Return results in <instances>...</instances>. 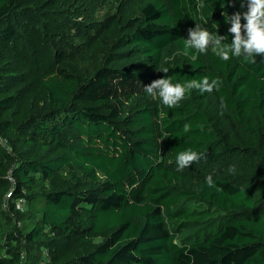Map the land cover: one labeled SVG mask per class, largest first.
Listing matches in <instances>:
<instances>
[{"label":"trees","instance_id":"16d2710c","mask_svg":"<svg viewBox=\"0 0 264 264\" xmlns=\"http://www.w3.org/2000/svg\"><path fill=\"white\" fill-rule=\"evenodd\" d=\"M89 2L0 0V264H264V57L184 54L247 0Z\"/></svg>","mask_w":264,"mask_h":264},{"label":"clouds","instance_id":"9594fccd","mask_svg":"<svg viewBox=\"0 0 264 264\" xmlns=\"http://www.w3.org/2000/svg\"><path fill=\"white\" fill-rule=\"evenodd\" d=\"M244 2V0H243ZM243 6V3H241ZM201 8L203 3L199 5ZM247 11L243 13L246 23H241V14L235 13L231 17L225 15L226 21H230L229 32L232 34L231 43H225L227 36L208 31L207 28L196 24L188 30V37L184 39V54L188 55L190 49L198 53H206L211 48L212 53L223 61L230 60L233 56L243 57L248 63H255L256 57H264V0H247ZM165 76L153 80L149 85L144 86V91L152 96L159 97L163 104L169 108H175L185 98L186 93L196 89L201 93H211L219 90L221 82L217 79L211 81L207 76L200 80L192 79L186 83H173L171 77ZM226 107L221 98V108ZM222 114V113H221ZM183 131H191L190 124H184ZM202 154L192 150L182 151L177 155V171L190 167L192 163L199 161ZM230 172H235L234 166H230ZM206 184L209 187H216L211 175L206 177Z\"/></svg>","mask_w":264,"mask_h":264},{"label":"rangeland","instance_id":"374dc122","mask_svg":"<svg viewBox=\"0 0 264 264\" xmlns=\"http://www.w3.org/2000/svg\"><path fill=\"white\" fill-rule=\"evenodd\" d=\"M118 0H90L89 7L92 10H96L97 15L103 14L106 10L113 8L117 4ZM181 56V52L178 49L173 50V57L179 58Z\"/></svg>","mask_w":264,"mask_h":264},{"label":"built area","instance_id":"2783aa9c","mask_svg":"<svg viewBox=\"0 0 264 264\" xmlns=\"http://www.w3.org/2000/svg\"><path fill=\"white\" fill-rule=\"evenodd\" d=\"M20 204V203H19Z\"/></svg>","mask_w":264,"mask_h":264}]
</instances>
